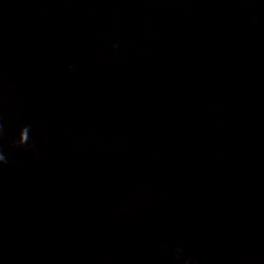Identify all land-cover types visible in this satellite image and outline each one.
Wrapping results in <instances>:
<instances>
[{
  "label": "water",
  "instance_id": "water-1",
  "mask_svg": "<svg viewBox=\"0 0 264 264\" xmlns=\"http://www.w3.org/2000/svg\"><path fill=\"white\" fill-rule=\"evenodd\" d=\"M0 123V264H264V0H0Z\"/></svg>",
  "mask_w": 264,
  "mask_h": 264
},
{
  "label": "clouds",
  "instance_id": "clouds-1",
  "mask_svg": "<svg viewBox=\"0 0 264 264\" xmlns=\"http://www.w3.org/2000/svg\"><path fill=\"white\" fill-rule=\"evenodd\" d=\"M30 125H24L21 127L19 132L18 139H13L12 143L16 146H24L29 144L30 141ZM0 136H3V125L0 123ZM31 146V145H30ZM7 157L4 155L2 151H0V166L7 164ZM182 251V249H177V252ZM183 264H193L190 258H187L183 261Z\"/></svg>",
  "mask_w": 264,
  "mask_h": 264
}]
</instances>
